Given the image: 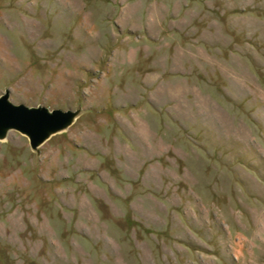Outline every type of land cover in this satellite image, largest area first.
Returning <instances> with one entry per match:
<instances>
[{"label":"rangeland","instance_id":"1","mask_svg":"<svg viewBox=\"0 0 264 264\" xmlns=\"http://www.w3.org/2000/svg\"><path fill=\"white\" fill-rule=\"evenodd\" d=\"M75 109L0 140V264H264V0H0V94Z\"/></svg>","mask_w":264,"mask_h":264},{"label":"water","instance_id":"2","mask_svg":"<svg viewBox=\"0 0 264 264\" xmlns=\"http://www.w3.org/2000/svg\"><path fill=\"white\" fill-rule=\"evenodd\" d=\"M7 88L0 94V140L14 129L27 138L29 148L37 152L38 146L51 135L68 127L80 113L75 109L48 108L44 105L28 106L12 103Z\"/></svg>","mask_w":264,"mask_h":264}]
</instances>
